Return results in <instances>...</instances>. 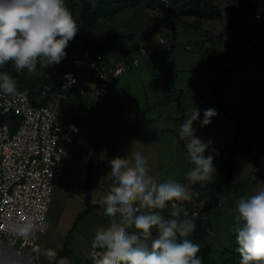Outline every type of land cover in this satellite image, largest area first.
<instances>
[{
    "label": "rangeland",
    "instance_id": "1",
    "mask_svg": "<svg viewBox=\"0 0 264 264\" xmlns=\"http://www.w3.org/2000/svg\"><path fill=\"white\" fill-rule=\"evenodd\" d=\"M73 1H78L73 13L78 19L83 13L82 1L65 3L69 7ZM219 1L225 17L203 20L199 31L190 24L192 17L175 19L171 25L168 11L149 12L147 0L114 4L109 8V18L100 19L98 26L93 27V34L107 50L105 63L112 69L123 65L127 68L113 81L103 101L96 103L89 90L81 94L64 89L50 93L48 98L39 94L42 84L32 90L35 104H50L61 120L80 126L53 194L47 233L39 238L46 261L56 262L67 247L66 255L57 262L93 264L89 258L93 251L91 241L98 229L110 223L104 215L103 197L113 185L109 173L112 158L139 151L148 159L150 174L159 182L171 178L188 189L190 182L185 177L192 165L186 149L179 144L178 133L192 110L197 108L201 119L205 109L213 108L218 113L208 125L201 126L199 121L193 124L198 137L211 141L205 156L214 157L215 178L226 166L229 146L235 141L264 152V58L258 46L246 47L249 38L227 27L232 3ZM160 37L167 49L144 56L141 47H156ZM135 60L137 64H133ZM56 73L58 65H39L36 72L44 77ZM223 74L224 80L219 84L221 111L214 92ZM82 116L85 119L81 120ZM92 153L93 202L100 207L95 208L92 203L73 228L77 215L87 208L82 187L89 175L87 162ZM235 162L232 188L224 186L217 191L221 197L219 206L208 216V226L201 233L202 242L212 248L211 258L216 264H223L225 248L239 247L232 231L236 204L264 184V154L241 149ZM184 202L180 203L184 206ZM171 211L169 205L163 215L170 218ZM194 235L195 231L188 238L192 240ZM48 250L57 253L55 260L44 255ZM96 264L100 262L97 260Z\"/></svg>",
    "mask_w": 264,
    "mask_h": 264
},
{
    "label": "clouds",
    "instance_id": "2",
    "mask_svg": "<svg viewBox=\"0 0 264 264\" xmlns=\"http://www.w3.org/2000/svg\"><path fill=\"white\" fill-rule=\"evenodd\" d=\"M90 3L95 7V0ZM79 28L65 0H0V68L11 62L17 73L26 69L34 76L38 63L42 68L60 64ZM0 94L20 95L16 78L7 72H0ZM217 114L208 108L201 119L196 108L178 133L192 165L185 178L201 188L214 183L216 168L213 155L205 156L211 141L198 137L193 124L199 121L201 126L208 125ZM109 163L113 185L103 197V205L110 223L98 229L91 241L89 258L93 264L98 259L100 264H203L198 256L200 245L188 238L196 228L194 217L180 203L198 198L201 193L188 191L175 179L159 182L150 174L149 161L139 151L131 150ZM169 205L172 211L166 218L163 210ZM235 213L232 231L239 245L240 264H264V184L255 194L241 197ZM35 233L32 218H22V222L12 225L5 238H0V264H34L31 254L12 242L29 239ZM44 255L51 261L57 253L48 250Z\"/></svg>",
    "mask_w": 264,
    "mask_h": 264
},
{
    "label": "built area",
    "instance_id": "3",
    "mask_svg": "<svg viewBox=\"0 0 264 264\" xmlns=\"http://www.w3.org/2000/svg\"><path fill=\"white\" fill-rule=\"evenodd\" d=\"M161 1L166 7L171 6L170 0ZM163 42L160 37L156 47H141V52L144 56L163 52ZM256 44V38L246 43L248 47ZM137 63L135 60L133 64ZM126 68L127 65L109 67L105 56L95 46L77 49L70 55L57 90L44 84L39 94L48 98L50 93L64 89L81 94L89 90L93 100L101 103L113 81ZM71 80L75 82L70 83ZM18 91L20 95L15 97L0 94V238H5L10 227L22 222V218H32L36 224L35 236L13 241V245L31 254L34 264H64L43 258L39 238L47 233V215L53 194L64 174L80 126L74 121L61 120L50 104H35L31 89ZM190 216L198 214L194 212Z\"/></svg>",
    "mask_w": 264,
    "mask_h": 264
},
{
    "label": "trees",
    "instance_id": "4",
    "mask_svg": "<svg viewBox=\"0 0 264 264\" xmlns=\"http://www.w3.org/2000/svg\"><path fill=\"white\" fill-rule=\"evenodd\" d=\"M81 1L83 13L80 18L77 19V23L80 28L75 38L69 41V44L65 49L67 56L60 62V64H58L59 73L45 77L41 74H36L34 76L28 75L26 69L23 72L17 73L11 62L7 63L3 68H0V72H7L16 78L18 90L24 88L35 90V87L39 83L42 85L49 84L52 86L53 90L56 91L57 88L61 85L60 77L62 75V72L68 66L70 55L72 52H76L77 49L91 48L95 46L101 50L104 56H106L107 50L103 47L98 38L93 34L95 31L93 27L98 26L97 24L100 19L109 18V8L111 6H113L114 4L124 5L130 0H95V7L91 5L90 0ZM229 1L232 3V7H230V9L228 10L229 18L227 20V27L232 30L241 32L243 36H246L249 39L256 38L258 40V44L254 46H258L261 56L262 58H264V0H242L241 2H239L238 0ZM77 2L78 1H73L69 6L73 13L76 10ZM170 3L171 6L166 7L161 0H147L146 6L148 8H152L153 6H155L154 8H160L164 11H168L167 15L170 16L171 25L174 23L175 19L181 20L183 17H192L194 19L190 24L192 25V27H196L195 29L198 31L202 26L203 20H223V18L225 17L224 10L219 0H170ZM185 24H187V22H185ZM81 42L83 43L82 45ZM164 47L166 50L167 46L164 45ZM156 52L159 53V51ZM37 67H39V63L37 64ZM221 76L223 78L221 77L218 80L217 84H215L216 89L214 94L218 98V108L223 111L219 98V84L221 83V79L224 80L225 75L223 74ZM39 80H41V82H38ZM94 80L97 79L94 78ZM80 119H85V116L80 117ZM179 144L181 148H183L184 150L186 149L184 141L179 140ZM229 147H231V151L228 156V162L223 168L222 172L215 178L214 183H208L204 188H201L199 184L191 185L190 183H188L187 185L188 191H199L201 193L198 198L193 197L191 201H185L184 207L190 214L194 212H197L198 214L197 217H194L196 228L194 230L195 235L192 241L200 245V252L198 253V256L202 258L203 264H216V262L211 258L212 248L208 244L202 242L201 233L202 229L207 228L208 226V223H205L208 216L211 215V213L215 211L219 206L220 197L217 195V191L224 186L227 187L228 190L232 188L231 186L234 179V174L237 171V164L235 162L236 154L241 149L252 150L264 154L261 148H254L249 144H240L238 143V141H235V143ZM93 162L94 155L92 153L87 162L89 175L87 176V179L82 187L83 196L87 202V208L77 215L74 221L73 228L76 227L79 220L88 212V209L93 203V187L90 176ZM66 250L67 247H65L60 252L58 259L55 260L56 262L61 260V258L66 255ZM224 256L225 257L223 258V264H240L241 255L237 247L235 249H231L228 247L225 248Z\"/></svg>",
    "mask_w": 264,
    "mask_h": 264
},
{
    "label": "crops",
    "instance_id": "5",
    "mask_svg": "<svg viewBox=\"0 0 264 264\" xmlns=\"http://www.w3.org/2000/svg\"><path fill=\"white\" fill-rule=\"evenodd\" d=\"M148 11L149 12H153L154 14L156 13H158V12H164V10L163 9H160V8H148ZM94 196H95V192L92 194V201H93V199H94ZM97 196V195H96ZM220 197V196H219ZM220 199H221V197H220ZM94 203V202H93Z\"/></svg>",
    "mask_w": 264,
    "mask_h": 264
},
{
    "label": "water",
    "instance_id": "6",
    "mask_svg": "<svg viewBox=\"0 0 264 264\" xmlns=\"http://www.w3.org/2000/svg\"><path fill=\"white\" fill-rule=\"evenodd\" d=\"M93 207H95V208H99V207H100V204H98V203H94V204H93Z\"/></svg>",
    "mask_w": 264,
    "mask_h": 264
}]
</instances>
